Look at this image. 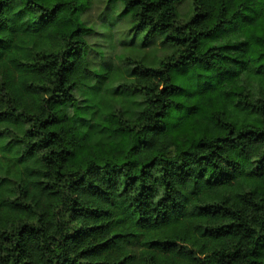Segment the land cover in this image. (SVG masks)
Masks as SVG:
<instances>
[{"label":"trees","instance_id":"1","mask_svg":"<svg viewBox=\"0 0 264 264\" xmlns=\"http://www.w3.org/2000/svg\"><path fill=\"white\" fill-rule=\"evenodd\" d=\"M91 1L0 0V264H264V0Z\"/></svg>","mask_w":264,"mask_h":264},{"label":"rangeland","instance_id":"2","mask_svg":"<svg viewBox=\"0 0 264 264\" xmlns=\"http://www.w3.org/2000/svg\"><path fill=\"white\" fill-rule=\"evenodd\" d=\"M91 2V9L82 14V18L96 30L95 34L90 37V42L92 45L96 43L94 47L97 52L104 50L106 57H101L100 61L105 59L107 63H111L119 54L125 53L143 56L145 59L150 60L154 55L166 54L171 51L168 46L161 44L160 41L155 42L150 47L143 48L141 46L142 38L138 36L134 41V34L129 30L127 21L120 19L117 20L118 23H114L115 20H111L108 14L102 12L104 0H92ZM117 4L119 9L122 10V4ZM179 8L184 13L189 8L188 2L182 4ZM94 60L95 62L98 61Z\"/></svg>","mask_w":264,"mask_h":264}]
</instances>
